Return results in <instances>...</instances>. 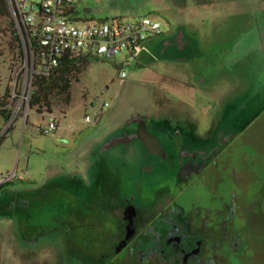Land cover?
<instances>
[{
    "label": "rangeland",
    "instance_id": "1",
    "mask_svg": "<svg viewBox=\"0 0 264 264\" xmlns=\"http://www.w3.org/2000/svg\"><path fill=\"white\" fill-rule=\"evenodd\" d=\"M76 6L95 22L149 16L163 33L129 64L90 59L67 107L31 110L0 141V174L14 172L0 191V264H106L116 207L165 187L217 264H264V0ZM6 26L0 19L5 106L19 57ZM52 120L64 130H38ZM139 123L157 154L136 136L120 141Z\"/></svg>",
    "mask_w": 264,
    "mask_h": 264
},
{
    "label": "built area",
    "instance_id": "2",
    "mask_svg": "<svg viewBox=\"0 0 264 264\" xmlns=\"http://www.w3.org/2000/svg\"><path fill=\"white\" fill-rule=\"evenodd\" d=\"M15 22L20 45L11 89L5 108L9 118L0 131V141L19 119L27 123L33 83L37 77H46L58 68L67 56H91L113 59L123 56L129 64L146 49V43L160 36L162 25L149 16L131 21L112 20L95 22L82 20L77 0H7ZM125 74L121 75L124 78ZM86 121L89 117L86 116ZM40 132L54 133L64 130L52 120ZM14 172L0 174V186L9 183Z\"/></svg>",
    "mask_w": 264,
    "mask_h": 264
},
{
    "label": "flooded vegetation",
    "instance_id": "3",
    "mask_svg": "<svg viewBox=\"0 0 264 264\" xmlns=\"http://www.w3.org/2000/svg\"><path fill=\"white\" fill-rule=\"evenodd\" d=\"M145 135L144 126L139 123L132 136L127 134L120 141L127 143L131 137ZM146 148L151 153L160 152L152 143ZM165 193L160 188L142 189L136 197L149 203L138 206L132 198L116 207L112 256L106 264H217L216 248L206 247L204 233L190 227L181 207ZM123 243L124 247L117 252ZM121 254L127 257L113 263Z\"/></svg>",
    "mask_w": 264,
    "mask_h": 264
},
{
    "label": "trees",
    "instance_id": "4",
    "mask_svg": "<svg viewBox=\"0 0 264 264\" xmlns=\"http://www.w3.org/2000/svg\"><path fill=\"white\" fill-rule=\"evenodd\" d=\"M0 19L7 21V32L10 34V47L16 48L20 55L21 49L16 33L15 22L11 16L7 0H0ZM93 57L85 55L81 57L67 56L58 68L54 69L46 77H37L33 83V91L29 103L30 109L38 115L43 110L50 112L52 104H59L67 107L71 102V87L78 82L81 73L87 68L90 59ZM0 103V121L9 118V111ZM9 183L0 186V191Z\"/></svg>",
    "mask_w": 264,
    "mask_h": 264
},
{
    "label": "water",
    "instance_id": "5",
    "mask_svg": "<svg viewBox=\"0 0 264 264\" xmlns=\"http://www.w3.org/2000/svg\"><path fill=\"white\" fill-rule=\"evenodd\" d=\"M141 140L145 143L146 146H148L149 144L152 143V145H154L156 148L160 149V145H159L158 141L149 135H145V136L141 137ZM124 245H125V243H123L121 246H119V248L117 249V252H120L121 249L124 247Z\"/></svg>",
    "mask_w": 264,
    "mask_h": 264
}]
</instances>
